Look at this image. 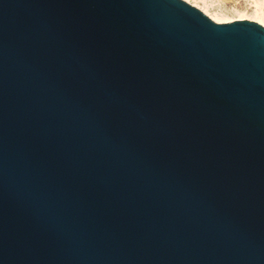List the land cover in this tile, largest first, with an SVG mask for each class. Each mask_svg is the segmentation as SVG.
I'll use <instances>...</instances> for the list:
<instances>
[{
  "label": "water",
  "instance_id": "obj_1",
  "mask_svg": "<svg viewBox=\"0 0 264 264\" xmlns=\"http://www.w3.org/2000/svg\"><path fill=\"white\" fill-rule=\"evenodd\" d=\"M0 264H264V25L0 0Z\"/></svg>",
  "mask_w": 264,
  "mask_h": 264
},
{
  "label": "rangeland",
  "instance_id": "obj_2",
  "mask_svg": "<svg viewBox=\"0 0 264 264\" xmlns=\"http://www.w3.org/2000/svg\"><path fill=\"white\" fill-rule=\"evenodd\" d=\"M202 9L211 18L222 20L264 18V0H186ZM213 19V18H212ZM215 20V19H214ZM261 23L260 21H257ZM264 25L263 23H261Z\"/></svg>",
  "mask_w": 264,
  "mask_h": 264
},
{
  "label": "bare ground",
  "instance_id": "obj_3",
  "mask_svg": "<svg viewBox=\"0 0 264 264\" xmlns=\"http://www.w3.org/2000/svg\"><path fill=\"white\" fill-rule=\"evenodd\" d=\"M213 19H215V21H218V22H224V21H227V20H222V19H220V18H214V17H212ZM257 21H260L261 23H263L264 24V18L263 17H257V18H255Z\"/></svg>",
  "mask_w": 264,
  "mask_h": 264
}]
</instances>
